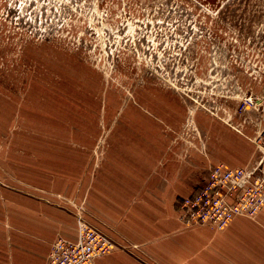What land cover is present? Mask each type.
<instances>
[{
  "label": "rangeland",
  "instance_id": "rangeland-1",
  "mask_svg": "<svg viewBox=\"0 0 264 264\" xmlns=\"http://www.w3.org/2000/svg\"><path fill=\"white\" fill-rule=\"evenodd\" d=\"M216 165L264 177V0H0V264H36L37 234L82 223L113 242L104 255L264 264V205L229 227L182 223L213 234L155 258L105 230L166 208L147 186L189 195Z\"/></svg>",
  "mask_w": 264,
  "mask_h": 264
},
{
  "label": "built area",
  "instance_id": "built-area-1",
  "mask_svg": "<svg viewBox=\"0 0 264 264\" xmlns=\"http://www.w3.org/2000/svg\"><path fill=\"white\" fill-rule=\"evenodd\" d=\"M264 205V177L250 167L210 169L207 180L193 193L177 200V211L185 225L224 228L236 216H254ZM113 242L89 223H82L78 236L55 239L46 264H94L108 253Z\"/></svg>",
  "mask_w": 264,
  "mask_h": 264
},
{
  "label": "crops",
  "instance_id": "crops-1",
  "mask_svg": "<svg viewBox=\"0 0 264 264\" xmlns=\"http://www.w3.org/2000/svg\"><path fill=\"white\" fill-rule=\"evenodd\" d=\"M234 167V166H231ZM203 171V170H202ZM202 171L197 175L198 178L201 177V182L196 187L199 189L202 184L207 180L209 176V171L206 173H202ZM204 174V175H203ZM206 179V180H205ZM196 189V190H197ZM193 192V190H192ZM190 192V193H192ZM189 193V192H188ZM187 192L179 193L175 188H173L170 185L167 186H147L145 194H147L149 197L147 199H143V202L148 203H159L160 198L157 196H169L167 201L165 202L166 208L159 209L156 208L155 210H151V206L148 207H140L137 208L139 210H131L129 209L128 214L124 218H128V220H123V218H119V215L112 216L111 218L105 219V225H112L111 227H116L118 232L117 234L114 233L113 230H110L108 227V232H111L115 234L116 236L120 237L125 236L127 239H129V242L141 244L142 249L145 252V255L155 258L156 252L158 251H166V252H172L177 247V245H180L185 251L188 249V242H190L192 239L196 238L193 236L195 233H201L204 236L209 234H213L211 230L209 229H199L194 231H183L180 232V228L182 226V222L179 218L178 211H177V197L176 195H188ZM184 195V196H185ZM133 208V207H132ZM153 217V218H152ZM235 219V218H234ZM233 219V220H234ZM232 220V221H233ZM232 223L230 222L228 224V227ZM231 228L223 233H221V236H227L229 235V231ZM79 231H77V226L73 225V231L70 235L64 233H57V234H44L43 236H40L37 234V237L39 238H48L49 244L48 245H42L43 252L38 256L39 258L34 259V262L36 264H45L44 256L48 254L51 246L50 243L53 240V238H56L57 236H61L63 238H67L70 240H75L78 236ZM169 235L171 236L170 239L167 240V242L158 241L156 242V238H161L163 236ZM55 236V237H53ZM122 238V237H121ZM146 256L144 254L140 255L137 252H133L132 250H126V249H117L113 252L98 257L95 259L94 264H149V262L146 261ZM46 259L47 256H46ZM174 260L172 259L169 263L164 262V264H172ZM14 264H26L27 259L26 258H20L17 261H13Z\"/></svg>",
  "mask_w": 264,
  "mask_h": 264
}]
</instances>
